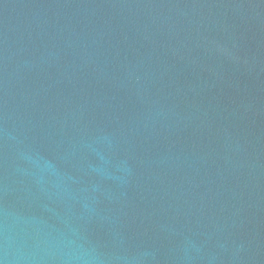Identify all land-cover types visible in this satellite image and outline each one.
<instances>
[{
  "label": "water",
  "instance_id": "95a60500",
  "mask_svg": "<svg viewBox=\"0 0 264 264\" xmlns=\"http://www.w3.org/2000/svg\"><path fill=\"white\" fill-rule=\"evenodd\" d=\"M0 264H264V212L113 130L0 43Z\"/></svg>",
  "mask_w": 264,
  "mask_h": 264
}]
</instances>
